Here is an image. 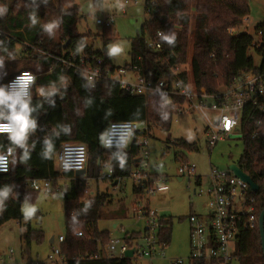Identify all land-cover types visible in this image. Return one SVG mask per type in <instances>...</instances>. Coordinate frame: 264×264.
<instances>
[{"label":"trees","instance_id":"obj_1","mask_svg":"<svg viewBox=\"0 0 264 264\" xmlns=\"http://www.w3.org/2000/svg\"><path fill=\"white\" fill-rule=\"evenodd\" d=\"M3 2L5 12L0 14L3 31L0 34V88L4 89L7 81L16 75L6 69L7 61L18 56L17 45H25L24 56L18 60L25 59L27 62L23 68L29 70H34V63H40L42 70L37 72L36 86H46L52 91L45 96L34 93L32 98L24 99L32 109L29 119L35 122V128L29 129L26 134L24 146L11 141L9 133L0 134V152L13 148L10 170L0 173V192L8 190L6 196L0 197V225L11 219L20 221L22 256L30 260L32 244L44 239V230L32 224L33 218H40L41 215H26L22 211L25 198L39 192L25 186L24 182L28 178L52 177L53 193L62 196L65 206L67 233L62 248L67 264H133L134 256H109L110 232L99 227L103 208L112 202L111 195L98 190L82 199L88 183L78 178L75 171L60 169L57 151L65 142L85 143L90 160L87 176L97 181L110 180L114 183L118 180L120 183L138 164L140 149L136 142L123 149L104 147L103 136L110 122L146 120L153 129L168 130L176 104L184 103L185 99L164 92L153 96L129 94L116 80L102 79L92 85L74 68L58 62L53 56L41 53L33 57L34 47L53 55L84 51L102 57L105 65L120 67L114 65L109 50L116 39L112 23L102 24L105 26L102 33L78 32L77 23L86 14H81L75 0ZM93 2L96 6L104 4V0ZM144 3L149 17L145 18L140 32L130 38L131 61L123 66L127 70L155 81L172 79L177 75L189 80L192 76L197 86L217 92L243 72L264 69V23L258 26L263 41H256L249 33L233 31L249 17L250 0H144ZM190 34L193 35L191 70L184 68L175 75L174 68L187 64ZM99 38L102 47L96 48L95 42ZM151 38L161 41L162 48L149 47L148 40ZM253 47L261 57L259 66L249 53ZM64 78H67L68 85L62 87ZM0 107L7 115L9 110ZM260 118L257 109L250 104L245 106L241 123L245 148L237 160L261 186L259 191H252L258 217L264 208V127L257 123ZM175 144L198 150L196 142L179 139ZM25 151L28 153L26 160L23 159ZM109 168L112 169L111 176H108ZM59 178H64L65 183L61 184ZM199 178L198 183L201 182ZM133 191L138 193L141 189L133 184ZM79 231H83V235H78ZM171 232V221L164 216L160 233L164 246L170 242ZM140 236L141 231L127 232L125 240L131 242ZM97 254L98 257H92ZM236 259L240 264H264L259 224L255 228L241 230ZM195 264L206 262L197 260Z\"/></svg>","mask_w":264,"mask_h":264},{"label":"built area","instance_id":"obj_2","mask_svg":"<svg viewBox=\"0 0 264 264\" xmlns=\"http://www.w3.org/2000/svg\"><path fill=\"white\" fill-rule=\"evenodd\" d=\"M128 2L129 0H125V3ZM112 21L113 18L107 16L105 19H98L97 23H112ZM2 32L0 28V34ZM158 35L160 36L161 32ZM148 45L157 50L162 48L161 41L155 38L149 39ZM41 53L53 56L58 62L74 68L83 79L92 85L102 79H109L118 81L121 88L129 94L153 96L158 92H164L183 97L184 103H187L189 107L188 110L196 111L203 117L206 124L205 135L210 149H213L218 141L235 133L237 129H239L242 137V117L244 108L248 104L260 112L261 118L258 119L257 123L264 127V69L243 72L228 86H223L217 92H211L205 86H197L192 76L189 80L178 76L177 74L185 68L181 69V65L173 69L176 77L155 81L139 74L130 77L129 74L133 71H129L123 66L105 65L102 57L95 54L90 55L84 51L79 53L72 51L63 55H53L43 51ZM52 68L53 66L50 67V69ZM25 73L32 77L26 87L22 80ZM37 77L38 74L31 70L22 71L7 81L4 88L5 93H21L22 99H30L34 93L38 96L51 93L52 90L46 86H36ZM67 85L68 80L64 78L62 87ZM184 103L176 104L175 114L184 112ZM0 123H9V121L0 120ZM152 135L153 128L146 120H114L107 126L103 136V146L107 148L123 149L129 147L133 142L137 143L141 160L133 167L129 177L133 180L134 185L141 189L139 192L148 195L169 188L166 183L168 174L159 172L163 163L153 167L150 161L151 151L148 147L149 136ZM9 149L12 151L9 152ZM0 156L5 158V162L0 163V173L8 172L11 167L13 148H6L5 151L0 152ZM57 157L58 165L62 171L72 170L76 172L85 169L86 174L77 175V177L88 184L90 183V177L87 176L89 151L85 143L79 141L65 142L57 151ZM176 158L182 161L181 166L177 168L178 175L180 177L194 176L198 183V176L200 175H196V165L185 161L183 156ZM233 162L241 167L237 160ZM108 171V176H111L112 169L109 168ZM199 179L201 181V178ZM24 183L25 186L34 190L53 193L52 177L28 178ZM198 185H201V182ZM252 191L254 190L251 185L238 176L233 169L229 167L225 170L212 168L208 186L195 189L196 194L207 197L205 203L207 210L204 213L192 212L188 216L191 243L190 264H195L197 260H204L206 264H233L237 260L236 253L241 230L243 228L252 229L259 224L256 198L252 195ZM86 194L93 195L94 193L87 188ZM137 206L142 208L146 215L147 227L143 236L144 244L140 245L138 241L142 235L134 238L131 242L125 240L126 242L119 243L118 240L111 239L108 245V253L110 257H124L127 250L134 248V257H144L149 260V264H156L154 260L157 247L158 245L164 246L160 234L164 216L158 215L157 211L151 210L149 206H142L140 201L137 202ZM78 235H83V231H79ZM64 240L65 235H60L55 239L50 253L43 259L35 261V264H67L62 248ZM13 252L11 250V253ZM116 252H119L118 256ZM98 256L97 254L92 257ZM173 264H186V261L183 258H175Z\"/></svg>","mask_w":264,"mask_h":264},{"label":"rangeland","instance_id":"obj_3","mask_svg":"<svg viewBox=\"0 0 264 264\" xmlns=\"http://www.w3.org/2000/svg\"><path fill=\"white\" fill-rule=\"evenodd\" d=\"M75 1L83 14V5L93 0ZM19 4L21 5L22 1ZM4 5L5 2L0 0V8ZM250 5L249 17L233 31L234 33H249L256 41H263V36L258 32V26L264 23V0H250ZM107 16L113 18L111 28L116 34V39L109 46V50L113 47L120 49L116 54H111L112 61L116 66H124L131 61L130 38L140 32L145 18L149 17L145 11L144 0H129L128 3H125V0H104L103 6L93 5L89 13L80 17L77 23L78 32L102 33L105 26L98 24L97 20L105 19ZM189 37L187 64L181 65L180 68L185 67L191 70L193 35L190 34ZM95 46L96 48L102 47L101 38L95 42ZM24 47L25 45H17L18 56L10 57L7 61L8 72L17 74L19 71L29 70L23 68L24 63L27 62L25 59L24 61L18 60L24 56ZM32 52L33 57H38L42 48L34 47ZM249 53L259 66L261 57L254 47ZM32 67L34 70H31L35 73L42 70L40 63H34ZM184 107L183 113L174 114L168 130L154 127L153 135L149 136L150 161L153 167L163 163L159 172L168 174L166 183L169 188L167 190L156 191L152 195L143 192L135 193L134 183L130 177L124 178L117 186L110 180L97 181L94 178H90L88 184V188L93 193L99 190L111 195L112 202L103 208V217L100 219L99 227L109 230L111 239L118 240L119 243L126 242L125 233L132 231H141L142 237L138 239L139 244L142 245L145 242L143 236L147 227L146 215L143 209L137 206L139 201L142 206H149L151 210L157 211L158 215L165 216L171 221V240L166 246L158 245L154 260L156 264H173L175 258H183L186 264H190L191 243L188 216L192 212L204 213L207 210L205 207L207 197L196 194L195 189L206 188L212 168L227 169L230 163L240 158L245 148L240 131L237 129L235 133L218 141L216 146L210 149L205 135L206 124L203 117L196 111L188 110L187 103H184ZM179 139L190 143L196 142L198 150L176 145L175 141ZM176 154L179 157L183 156L188 163L196 165V175L201 176V185H198L194 176H185L180 179L177 168L181 166L182 161L176 158ZM105 171L106 168L103 169V172ZM59 181L64 184L66 180L59 178ZM89 196L83 194L82 199ZM22 211L26 215H41V219L33 218L32 224L37 228H43L44 239L40 243L33 242L30 260L23 259L20 221L18 219L6 221L0 225V264H35V261L43 259L53 249V243L50 242L52 237L57 239L60 235L67 233L65 206L61 195L44 191L34 192L23 201ZM11 250L14 252L11 253ZM116 255L118 256L119 252H116ZM133 264H149V260L135 256ZM233 264H240V262L235 260Z\"/></svg>","mask_w":264,"mask_h":264},{"label":"clouds","instance_id":"obj_4","mask_svg":"<svg viewBox=\"0 0 264 264\" xmlns=\"http://www.w3.org/2000/svg\"><path fill=\"white\" fill-rule=\"evenodd\" d=\"M5 11L4 8H0V14H3ZM51 25L48 26L49 30H51ZM120 49L113 47L110 50V54H116ZM32 77H30L27 73L24 74L22 80L23 85L26 87L30 82ZM0 106L6 107L9 112L5 115L4 108L0 107V120H8L9 123H0V134L9 133V139L13 141L17 145H23V142L26 138V134L29 129L35 128V122L29 119L30 112L32 109L29 107V102L22 99L21 93L15 94H6L3 88H0ZM19 106V107H17ZM227 126V123H226ZM50 146L48 151H50ZM12 149H9L11 152ZM48 151L45 152V156L48 155ZM28 158V153L25 151L23 159ZM5 158L0 156V163H4ZM7 189L3 192H0V197L7 195Z\"/></svg>","mask_w":264,"mask_h":264},{"label":"water","instance_id":"obj_5","mask_svg":"<svg viewBox=\"0 0 264 264\" xmlns=\"http://www.w3.org/2000/svg\"><path fill=\"white\" fill-rule=\"evenodd\" d=\"M93 5H94L93 1H88L87 3H85V5H83V7H82L83 14L89 13L90 9H91V7ZM140 160H141V157L139 159H137V162H139ZM228 167L233 169L234 172L238 176H240L241 178L246 180L251 185V187H252V189L254 191H259L260 190V188H261L260 184L255 182L254 179L252 178V176L249 173L245 172L242 169V167H240L237 163L232 162V163H230L228 165ZM85 174H86V170L85 169L76 171V175H78V176H82V175H85ZM113 184L115 186H117L119 184V181L116 180ZM259 230H260V235H261L262 248H263V251H264V208H263V210L261 211V213L259 215ZM53 241H54V237H52L50 239L51 243H53ZM134 250H135L134 248H131V249L127 250L126 253H125V257H133Z\"/></svg>","mask_w":264,"mask_h":264},{"label":"crops","instance_id":"obj_6","mask_svg":"<svg viewBox=\"0 0 264 264\" xmlns=\"http://www.w3.org/2000/svg\"><path fill=\"white\" fill-rule=\"evenodd\" d=\"M137 75H138V74H137V73H134V72L131 73V74H129L130 77H131V76H132V77H135V76H137ZM180 179H181V177H180ZM54 240H55V238H54ZM53 242H54V241H53ZM23 259H24V258H23Z\"/></svg>","mask_w":264,"mask_h":264}]
</instances>
